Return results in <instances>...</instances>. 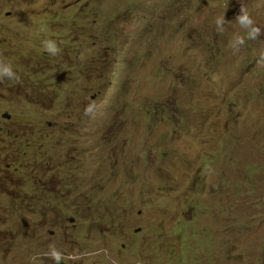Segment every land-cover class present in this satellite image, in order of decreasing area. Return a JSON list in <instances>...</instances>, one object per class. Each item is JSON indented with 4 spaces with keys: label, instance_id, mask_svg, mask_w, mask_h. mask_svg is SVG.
I'll list each match as a JSON object with an SVG mask.
<instances>
[{
    "label": "rangeland",
    "instance_id": "374dc122",
    "mask_svg": "<svg viewBox=\"0 0 264 264\" xmlns=\"http://www.w3.org/2000/svg\"><path fill=\"white\" fill-rule=\"evenodd\" d=\"M247 1L0 0V62L18 76L0 79L14 113L0 125V264H56L53 250L59 264H264V27L251 14L264 0ZM242 4L262 34L234 51ZM20 67L50 75L49 90ZM27 144L44 148L27 173L62 208L27 196Z\"/></svg>",
    "mask_w": 264,
    "mask_h": 264
},
{
    "label": "clouds",
    "instance_id": "9594fccd",
    "mask_svg": "<svg viewBox=\"0 0 264 264\" xmlns=\"http://www.w3.org/2000/svg\"><path fill=\"white\" fill-rule=\"evenodd\" d=\"M253 2V0H248L247 4L250 5ZM86 6H83L81 8V11H84ZM90 13H95V14H99V12L97 10L94 9H90L89 10ZM256 15L257 17V21H258V25L261 27H264V17H261L259 14L256 13H251ZM65 19L68 18L67 15H62ZM209 16V15H208ZM203 17V16H202ZM201 19V17H200ZM235 21L237 22V24L245 30L246 33V37L243 35H235L232 40L230 41L229 47L232 48L234 51H238L239 48L241 46H243L246 43V39L248 40H256L258 37L261 36V28L259 26L256 25L255 20L251 17V15L249 14V12L245 9V7L242 4V7L240 9V13L235 17ZM228 23V21L225 20V17H219L216 20V25H217V32L218 33H223L225 28V24ZM86 30L90 29V26L85 25ZM101 39H105L106 40V35L102 34V36H100V40ZM43 46L45 48V50L50 54V55H57L59 54V47L57 46L55 41L52 40H44L43 42ZM109 40L107 42V46H110L109 44ZM40 53L42 54H47L46 52H33L31 54L32 57V62L33 65H36L37 63H41L37 60H35L34 56L37 55L40 57ZM259 63L264 64V52L261 53V58L258 61ZM21 69L24 70L25 72V80H24V84L29 85V83L35 82L36 79H41L44 78L45 76H47L46 74H40V75H35L34 71L31 69H28L26 67H20ZM91 71L93 73V68L91 67ZM50 76V75H49ZM7 77L8 79H18V76L16 75V73L12 70L11 65L7 64V63H3L0 62V79H3ZM51 77V76H50ZM30 86V85H29ZM32 87V86H30ZM36 90L39 91H43L46 92L48 90H44V89H38L35 87H32ZM93 112V106L89 105L86 110H85V114L86 115H90ZM14 113L8 108V107H2L0 106V125L1 124H5L6 126L9 125L10 120L13 118ZM29 127V126H28ZM37 126H33L32 128H28V132H30L31 130L35 129ZM43 148V147H42ZM44 150V148H43ZM45 153L49 154V150H45ZM71 218H75V217H71ZM76 220V218H75ZM70 223H74L71 222L69 219ZM52 258L56 261V264H59L60 259L62 258L61 253H59L58 251L53 250L52 251Z\"/></svg>",
    "mask_w": 264,
    "mask_h": 264
},
{
    "label": "trees",
    "instance_id": "16d2710c",
    "mask_svg": "<svg viewBox=\"0 0 264 264\" xmlns=\"http://www.w3.org/2000/svg\"><path fill=\"white\" fill-rule=\"evenodd\" d=\"M35 60L39 62H44L41 57L35 55ZM52 81V77L49 75L45 76L41 79H36L35 82L29 83L30 86L38 88V89H44L49 90L50 82ZM33 126H29V128H32ZM36 130L37 132L43 133L44 136H48L51 132L49 126H37L35 129L31 130L29 134L32 133V131ZM43 150L42 146L39 145V149H35L34 145L27 144L26 150L20 154L17 155V163L19 164V167H17V172L21 174L25 181L29 182V191L27 192V196L29 198H33L37 200L44 209L53 208L55 205L62 208L64 204L67 202V196L62 197H55L52 193L47 192L45 190L44 185L40 181H36L35 178L28 174L27 171L30 169L33 164H35L37 161L40 160L41 155L39 154ZM117 209L110 212V215L116 214ZM71 214L77 218L76 210H72ZM108 214L104 213L102 216L105 217ZM70 219V218H69Z\"/></svg>",
    "mask_w": 264,
    "mask_h": 264
},
{
    "label": "water",
    "instance_id": "95a60500",
    "mask_svg": "<svg viewBox=\"0 0 264 264\" xmlns=\"http://www.w3.org/2000/svg\"><path fill=\"white\" fill-rule=\"evenodd\" d=\"M70 221H71V222H74V221H75V218H70Z\"/></svg>",
    "mask_w": 264,
    "mask_h": 264
}]
</instances>
